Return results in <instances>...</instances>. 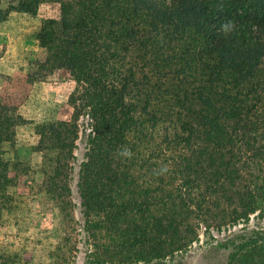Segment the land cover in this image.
<instances>
[{"label": "trees", "instance_id": "16d2710c", "mask_svg": "<svg viewBox=\"0 0 264 264\" xmlns=\"http://www.w3.org/2000/svg\"><path fill=\"white\" fill-rule=\"evenodd\" d=\"M2 2L0 23L58 5L60 20L38 38L50 51L60 42L64 55L40 68L59 63L77 88L60 120L37 129L64 147L88 109L78 187L94 259L165 258L200 223L220 230L264 209V0ZM130 51L141 62L126 64ZM25 121L0 103V146ZM7 166L0 158V181ZM234 249L230 264H264V234Z\"/></svg>", "mask_w": 264, "mask_h": 264}, {"label": "rangeland", "instance_id": "374dc122", "mask_svg": "<svg viewBox=\"0 0 264 264\" xmlns=\"http://www.w3.org/2000/svg\"><path fill=\"white\" fill-rule=\"evenodd\" d=\"M7 5L3 0L2 7ZM60 18L58 5L43 3L34 13L11 11L0 23V103L26 120L15 128L13 143L0 146V158L8 164V179L0 181V264H109L89 254L78 187L92 137L88 109L66 133L64 147L37 129L60 120L61 106L77 88L74 76L59 63L40 68L56 51L64 55L57 39L50 51L38 38L47 21ZM140 57L130 51L124 62L134 65ZM208 224L200 223L194 229L197 237L181 250L128 264H230L236 245L264 234V209L235 226L218 230Z\"/></svg>", "mask_w": 264, "mask_h": 264}]
</instances>
